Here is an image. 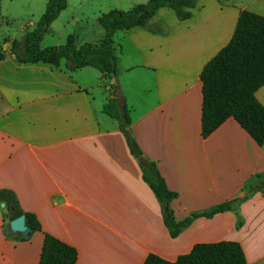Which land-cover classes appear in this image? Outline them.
I'll return each mask as SVG.
<instances>
[{"label":"crops","instance_id":"crops-1","mask_svg":"<svg viewBox=\"0 0 264 264\" xmlns=\"http://www.w3.org/2000/svg\"><path fill=\"white\" fill-rule=\"evenodd\" d=\"M38 2L48 0H8L26 9ZM143 2L113 6L129 11ZM244 10L264 16L262 0H202L184 22L158 10L150 26L166 35L141 28L114 35L115 77L20 64L11 53L18 41L0 40V194L18 204L0 199V264H39L45 235L73 247L76 264H143L149 255L174 263L197 244L219 242L239 243L247 264H264V192L237 214L194 219L173 239L117 122L103 114L116 86L131 137L176 194L169 202L175 222L242 198L264 175V144L233 119L202 137L200 73L230 42ZM255 97L264 107V86ZM17 211L33 215L41 231L26 238L10 232Z\"/></svg>","mask_w":264,"mask_h":264},{"label":"trees","instance_id":"trees-1","mask_svg":"<svg viewBox=\"0 0 264 264\" xmlns=\"http://www.w3.org/2000/svg\"><path fill=\"white\" fill-rule=\"evenodd\" d=\"M70 0H48L45 11L35 26L24 32L21 42L12 44L11 53L20 64H47L65 71L93 68L103 77L117 75V59L113 37L117 32L141 28L155 34L166 35L150 21L158 10L168 8L179 22L191 18V11L202 0H148L129 11L112 10L98 17V24L104 31L103 39L97 44L84 43L76 46L72 36L63 46L41 48L43 37L50 31ZM3 56L0 54V61ZM202 85L201 135L205 139L228 119H233L257 146L264 144V107L255 94L264 86V17L249 11H241L230 42L221 49L200 73ZM117 87L111 86V97L103 106V114L117 122L125 137L129 152L138 162L142 179L151 189L163 209L164 225L171 238H177L194 219H210L225 212L238 213L240 205L253 194L264 192V175L258 186L247 190L242 198L227 201L208 210L193 213L180 222H175L169 209V202L176 198L171 193L155 164L143 158L130 135V116L125 103L116 97ZM7 205L17 209L18 204L9 192ZM12 218L25 216L26 226L31 233L41 231L35 217L17 211ZM241 220L237 219V229ZM77 251L50 235L44 236L39 264H76ZM143 264H247L242 247L236 242L197 244L189 254L169 263L156 255H149Z\"/></svg>","mask_w":264,"mask_h":264},{"label":"rangeland","instance_id":"rangeland-1","mask_svg":"<svg viewBox=\"0 0 264 264\" xmlns=\"http://www.w3.org/2000/svg\"><path fill=\"white\" fill-rule=\"evenodd\" d=\"M135 1L141 2L143 0ZM144 1L142 4L147 3L148 0ZM68 3L70 4L69 9L57 18L51 25L50 31L43 37L40 44L41 48L63 46L69 36H72L77 44H96L104 37V31L97 21L98 17L112 10L128 11L127 6H113L115 5L114 0H70ZM262 3L264 4V0H262ZM45 8V3L40 4L38 2L26 9L25 7L10 6L8 0H2L0 6V40L6 37L21 42L24 32L35 26L43 15ZM261 13L264 15V12ZM71 18H74V20H71ZM29 24H32V26L30 27ZM0 199L7 203L10 197L6 194H0ZM8 221L6 219L5 223L7 224Z\"/></svg>","mask_w":264,"mask_h":264},{"label":"water","instance_id":"water-1","mask_svg":"<svg viewBox=\"0 0 264 264\" xmlns=\"http://www.w3.org/2000/svg\"><path fill=\"white\" fill-rule=\"evenodd\" d=\"M8 230L14 234H19L22 237H28L30 230L26 226L25 216L21 215L8 223Z\"/></svg>","mask_w":264,"mask_h":264}]
</instances>
